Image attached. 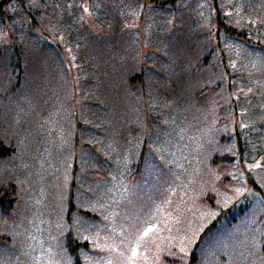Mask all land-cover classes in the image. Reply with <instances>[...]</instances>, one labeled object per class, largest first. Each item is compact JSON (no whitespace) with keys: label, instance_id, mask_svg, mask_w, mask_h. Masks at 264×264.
I'll return each mask as SVG.
<instances>
[{"label":"rangeland","instance_id":"rangeland-1","mask_svg":"<svg viewBox=\"0 0 264 264\" xmlns=\"http://www.w3.org/2000/svg\"><path fill=\"white\" fill-rule=\"evenodd\" d=\"M99 1L103 17L91 16L82 23L84 26L81 29L87 45L99 47L103 44V56L89 49L98 57L94 58L90 53L84 66L93 77L88 86L91 94L78 105L79 109L70 107L68 110L69 99L79 103V96L87 89L79 82L76 85L78 94L73 86L58 83V95L56 93L53 98H47L56 111L54 117L58 118L56 121L49 120L45 129L41 126L40 131L47 134L50 145L44 146L39 156H29L39 140L21 132L17 136L20 154L15 159L18 157V166L24 167L17 174V183L23 188L20 194L25 205L23 215L26 216L21 224L18 221L8 226L17 234L14 249L10 246L13 237L0 231V264H9L11 251H14L18 264H76L72 258L76 253L81 258L79 264H264L261 243L264 202L242 176L244 170H250V165L245 163L243 171L231 172L236 183L230 193L219 189V176L208 165L207 159L223 143V135L229 136L226 150H236L234 132L237 127L252 125L254 133L264 139V59L244 42L229 38L231 41L226 47L229 53L234 54L232 69L245 72L239 73L236 79V92L241 96L238 101H231L230 95L221 90L219 97L213 95L206 107L202 106V111L195 114L194 104L200 103V97L201 102L208 98L212 85H215L212 79L215 78L200 79L205 73L203 69L190 73L200 54L191 48L194 40L189 41L187 37L192 30L188 26L186 28V22L180 18L181 14L191 10L189 4H182L181 1L174 4L170 7L171 14L166 17L169 12L164 13L166 18L162 22L156 15L149 14L148 8L152 9L155 5L153 0H119L118 3L110 0L114 13L106 10L105 1ZM223 1L224 5L231 2H236L237 6L241 4L240 0ZM247 2V5L250 2L251 12L255 14L248 11L246 18L242 14L240 16L247 21L255 15L257 22L261 19L264 22V0ZM66 49L74 54L71 55L74 59H78L72 49ZM170 53L175 54L176 61L171 62L170 75H166L168 80L163 79L162 83L160 70L165 61L170 63L167 58ZM157 60L162 61L154 62ZM31 69V77L42 75L40 60L36 59L35 67L32 63ZM0 72L1 78L4 75L7 81V75L2 73L1 68ZM86 72L78 76L76 69H72L65 73L63 82H67L69 76L73 82V77L87 78ZM244 76L248 78L244 80ZM224 86L222 84L216 89L220 91ZM134 87L140 89L129 93ZM201 87L207 88L198 97L195 92H199ZM253 92L258 96H252ZM3 94L16 96L14 91ZM87 100L88 103L90 100V107L83 105ZM16 107L15 102L14 117L17 115ZM170 108L173 109V118L161 114ZM151 112L163 118H157V125L147 128V135L142 126L146 118L151 119ZM70 113L76 115L74 119L77 120L86 114L93 117L95 130L105 125L101 134L103 138L98 143L112 144L108 149H113V152L110 160H104V166L95 162V155L102 154L96 147L89 149L93 155L77 152L80 144L75 142L74 121ZM199 124L202 126L198 131ZM171 130L175 140L170 139ZM50 132L55 135L51 140ZM157 133L161 134L160 139L155 137ZM147 136L145 144L149 157L146 169H143L145 180L134 181L138 176L134 171L141 169V164L134 162L138 157L136 154L144 142L142 139ZM158 142H164L161 151L157 150ZM128 146L131 157L126 153ZM172 152L175 164L179 160L182 165L187 162L182 169L185 179L181 186L177 173L167 164L166 156ZM251 168L253 178H257L264 188V155L256 164H251ZM160 174L168 177H161ZM164 180L170 184L161 186ZM167 187L172 188L171 192ZM199 187L209 194L215 193L212 197L216 200L215 207L209 206V200H197L199 198L193 190ZM244 195L252 197L254 205L247 216L237 220V215L241 216V213L236 207ZM79 207L90 212L86 214L89 220L70 227L65 218L69 213H80ZM228 208L232 213L227 215ZM107 209L110 214L105 221L103 215ZM193 209L195 211L192 212ZM196 212L203 216L199 224L211 229L205 241L200 239L197 230L194 237L184 233L188 227L183 226L194 223ZM213 214L223 216L209 220ZM260 216L263 218L260 219ZM24 220L31 229L36 225L39 228L38 238L32 243L28 242L30 234H27ZM233 220L237 223L233 224ZM98 223L101 225L97 226ZM21 227L23 234L20 233ZM68 229L74 231L78 239L73 243H77L78 248L83 247L80 251L73 250L72 255L61 239ZM19 247L20 253L25 255L22 259ZM169 247L175 250V255L170 254ZM192 254L195 258L190 260Z\"/></svg>","mask_w":264,"mask_h":264},{"label":"trees","instance_id":"trees-1","mask_svg":"<svg viewBox=\"0 0 264 264\" xmlns=\"http://www.w3.org/2000/svg\"><path fill=\"white\" fill-rule=\"evenodd\" d=\"M103 1L107 4L106 10L110 13H114L112 12L111 7H114L113 2L118 3L119 0H112L113 2L110 0ZM153 1L155 2V5L152 9L148 8L149 14L156 15L158 19H162V22H165L164 19L171 14L172 9H170V7L180 1L182 4H184V2L186 5L189 4V8H191L188 13L184 12L180 17L182 22H186V28L188 26L192 30V32L189 31L187 37V40L189 41H191V39L194 40V43L192 42L191 44V48L200 54L197 58V63L195 65L193 64L190 73L203 69L205 73L200 79H212V77L216 79H212L215 85L210 84L212 85V91L208 94V98L201 102L200 97V103L194 104V113H200L202 111V106L206 107V103L213 95L217 94V97H219L221 95V90L223 92L226 91V93L230 95L231 101H238V97L241 95L236 92V89H238L236 79L238 78L240 71H234L232 69V55L234 54L232 52L229 53L226 45L231 41L230 39L242 41L249 49H252V51L255 50V52L259 53L262 60L264 59V22L262 19L257 22L255 15L250 20H245V14H247L248 11L251 12V7L249 5L250 2L247 5V0H240L241 4L237 6L236 2L224 5L225 1L223 0ZM99 2V0H0V68L2 73L7 75V81H5V76L3 75L2 79L0 72V231L13 237L11 242L12 245H10L12 246L11 249H14L15 242L17 243V234L14 229L9 228L8 226L18 221H20L19 224H21L26 216L23 215L25 205H23L24 199L20 194L21 191H23V188L20 183H17L19 180L17 174L22 168H24L18 166V157L15 159V156L20 154L19 146H17V136L19 132H21V134H30V136L39 140L38 146L32 148L29 153V156L31 157H33L34 154L39 156V154L42 153L44 146L50 145L47 143L49 142L47 134L44 135L42 131H40L41 126L43 127L42 129H45V125H48L49 120L56 121L58 118V116H56V118L54 117L56 111L49 101H47L48 96L53 98L56 93L58 95V92L60 91V85L58 83H63L66 86H73L77 89L76 85L79 82H82L84 88L87 89V91H84L79 96V103L74 102V99H69L67 105L68 110H70V107L79 109L78 105H81L85 101L87 95L91 94V88H88V86L92 82L93 77L91 73L88 74L85 71L84 66L88 62V55L90 53L93 54L94 58L98 57L89 49L95 51L98 55L103 56V53L101 52L103 44L99 45V47L87 45L85 37L81 33V29L84 26L83 24L87 22L91 16L98 19L103 17V11L100 9ZM124 6H126L127 9L129 8L127 4ZM165 12L169 13L164 18L163 15ZM251 13L255 14L254 12ZM241 14L245 16V18L241 17ZM164 29H166V27ZM223 33L227 35L223 36ZM66 47L72 49L76 53V56H78V59H74L71 56L74 54L69 53ZM83 53L87 55V58H85ZM175 57L174 53H170L167 57L169 58L170 63H167L166 61L164 62L165 65H163L160 70V73L162 74V83L163 79H167L166 75H170L169 70L171 68V62L176 61ZM36 59L40 60L42 75L36 74V76L31 77L29 73L32 70V63H34L35 67ZM159 61L162 60L154 62ZM72 69H76L78 76L81 73L86 72L88 74L87 78L78 79L73 77L74 83L71 76H69L68 81L64 83L63 76ZM175 71L176 69H174V72ZM247 78L248 76L246 78L245 76L243 77L244 80ZM222 84L225 85L224 88H221L220 91H218L216 88H219ZM201 88L199 89V92H195L198 97L200 95L199 93L203 92L207 87ZM139 89L140 88L134 87L129 93L136 92ZM10 91L16 92V96L12 97L3 94V92L9 93ZM252 96L256 97L258 94L253 92ZM15 102L17 103V115L14 117L15 109H13V105ZM254 103L256 104V101H254ZM83 105L85 107H90V100L89 103L87 100ZM235 107L236 106L234 105V108ZM172 110V108L167 111L164 110L161 114H164L166 117H172ZM218 113H220V111H218ZM70 115L72 121H74L72 125L76 135L75 142L80 144V149L77 152H81L82 154H93L89 149L96 147L102 154L97 155L94 153L96 154L95 162L103 163L104 166V163L106 162H104V160H110L109 157L113 152V149H108L112 144L101 145L100 142L98 143V141H101L103 138L101 134L104 133L105 125L101 129L95 130L96 125L93 121V117L86 114L84 117H80V120H77L74 119L76 115L72 113H70ZM151 115V119L148 120V118H146L142 126L143 129H146L147 135V128L157 125V118L159 120L163 118L160 114L156 115L152 113ZM62 121L64 122V119ZM168 123L171 124L170 122ZM200 126L202 125L199 124L198 131L201 128ZM236 129L237 130L234 132L236 137V150H226L225 145L228 143L229 136L223 135V143L214 149L215 152H212V154L208 156V165L212 169H215L219 176V189L232 193L231 188L236 181L231 177V172L239 170L243 171V165L248 163L250 165V170H244V174H242L243 179H246L247 185L250 186V189L257 192L260 200L264 202V188L258 183L256 175V179H254L253 174L251 173V164H256V162L264 155V139H261L260 136L254 133V126L252 125L237 127ZM173 133L174 131L172 130L169 132L171 140H175L172 135ZM50 135L51 137L49 140L55 137L51 132ZM155 137L160 139L161 134L157 133ZM147 138L148 136L142 139L144 142H142L140 149L136 154V157H138L134 162L137 164L140 163L141 169L140 171H134L138 175L135 177L134 181L137 179L140 181L145 180L143 179V169H146L145 164H148L147 160L149 157L145 144ZM163 143L158 142L157 150L161 151ZM130 149V146H128L126 153L128 152L131 157ZM171 155H175L174 152L166 156V160L169 161L167 164L171 167V170L177 173V176L179 177L178 182L181 186L185 179V171L182 169L187 166V162L182 165L179 160V162L175 164V160H173L174 157ZM154 162L155 164L157 163L156 159ZM148 170L151 171V169ZM160 176L168 177L165 174H160ZM18 184L19 186H17ZM168 184H170V182L164 180L161 186H167ZM171 189H169L170 192ZM193 192H195V196L199 198L197 199L198 201L203 200L206 202V200H209V206L215 207L216 200H212L215 193L209 194L201 187L195 188ZM205 197L207 198L205 199ZM239 201L240 203L236 209L238 213H241V216L237 215V220L240 217L247 216L250 207H253L254 205V200H252V197L249 195L242 196ZM213 202L215 204H212ZM196 207L197 206L195 205L194 208L196 209ZM79 208L80 213H74V215L69 213L65 218L70 227H77L79 222L88 219L86 218V214H90V212L81 207ZM74 209L76 208L74 207ZM195 209L191 211L193 212ZM226 212L227 215L232 213L229 208L226 209ZM109 214L110 211L107 209L106 214L103 215L105 221ZM194 216L196 219L193 224L183 226L188 227L184 233H189L194 237L197 230L200 239L205 241L209 236L208 233L211 232V229H209L208 226L202 227L201 224H199L201 222V217L203 218V216H200L197 212L194 213ZM222 216L223 214H213L209 220H215ZM79 217H81V219H79ZM234 217L235 216L233 215V219ZM262 218L263 217L260 216V219ZM24 223V227L27 228V234H30L28 242L32 243L38 238L40 232L39 228L36 225L31 229L25 220ZM232 223L236 224L237 222L233 220ZM98 225L101 224L98 223L97 226ZM76 231L78 232L77 229ZM20 233L23 234L22 227L20 228ZM9 236L5 237L10 239ZM61 239L62 241H65L66 249L70 255H72L73 250L79 249L80 251V249H83L82 246L78 248L77 243H73V241L76 242L78 239L74 236V231L71 229H68L64 236L62 235ZM261 243L263 244L262 252H264V235L261 237ZM11 249L7 248V250ZM168 249L170 254H176L175 250L171 247ZM20 251L21 249L19 247L20 258L22 259L25 255L21 254ZM194 254L190 256V260L195 258ZM14 255V251H11L9 264L19 263V261H15ZM72 258L76 264H79L78 260H81V258H79L77 253L72 255Z\"/></svg>","mask_w":264,"mask_h":264}]
</instances>
